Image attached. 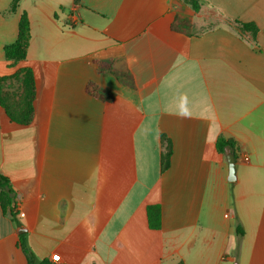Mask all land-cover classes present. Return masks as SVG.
Returning a JSON list of instances; mask_svg holds the SVG:
<instances>
[{"label": "crops", "instance_id": "1", "mask_svg": "<svg viewBox=\"0 0 264 264\" xmlns=\"http://www.w3.org/2000/svg\"><path fill=\"white\" fill-rule=\"evenodd\" d=\"M13 1L0 0V173L19 225L0 204V264H28L20 229L50 264H264V0ZM25 13L28 125L4 51ZM90 81L115 98L90 97Z\"/></svg>", "mask_w": 264, "mask_h": 264}, {"label": "trees", "instance_id": "2", "mask_svg": "<svg viewBox=\"0 0 264 264\" xmlns=\"http://www.w3.org/2000/svg\"><path fill=\"white\" fill-rule=\"evenodd\" d=\"M19 0H14L11 10L14 11L17 8ZM195 8L198 10V6L195 5ZM185 26L184 22H180ZM179 23V24H180ZM246 29L251 30L253 26L245 25ZM31 39V29L30 22L27 14H23L21 17L19 25V35L17 40L10 45H7L4 49L5 57L9 66L11 68H17L15 72V77H23V84L27 92V115L21 123L28 125L32 123L35 117V107L34 102L36 99V89H35V79L32 70L29 67H20L27 60V52L29 48V43ZM94 64L102 69H110L112 61H94ZM86 93L95 100H100L103 102H110L115 98V94L99 85L94 81L88 82L85 88ZM4 104V103H3ZM10 114V112H9ZM11 115V114H10ZM218 152L225 154L227 149H229L234 156L236 157V146L235 143L231 140H226L222 137L218 139L217 142ZM0 204L4 211H9L13 221L19 225L18 222V201L17 193L13 189V186L10 180L0 173ZM147 215L149 226L152 229H159L161 227V209L159 206H149L147 208ZM237 234L239 237L244 235L243 228L241 226L237 227ZM19 248L22 250L26 256L28 264H50L47 260H39L31 251L27 241V235H19Z\"/></svg>", "mask_w": 264, "mask_h": 264}, {"label": "water", "instance_id": "3", "mask_svg": "<svg viewBox=\"0 0 264 264\" xmlns=\"http://www.w3.org/2000/svg\"><path fill=\"white\" fill-rule=\"evenodd\" d=\"M227 161H228V164H229V180L231 182H234L236 180V166H235V157H234V154L232 153H229L227 155ZM25 231L20 229L19 230V233L22 234L24 233Z\"/></svg>", "mask_w": 264, "mask_h": 264}, {"label": "built area", "instance_id": "4", "mask_svg": "<svg viewBox=\"0 0 264 264\" xmlns=\"http://www.w3.org/2000/svg\"><path fill=\"white\" fill-rule=\"evenodd\" d=\"M77 22V19L74 17V16H71L70 18H69V27L70 28H73V25L75 24ZM59 256L58 255H54L53 256V260H55V261H59Z\"/></svg>", "mask_w": 264, "mask_h": 264}, {"label": "rangeland", "instance_id": "5", "mask_svg": "<svg viewBox=\"0 0 264 264\" xmlns=\"http://www.w3.org/2000/svg\"><path fill=\"white\" fill-rule=\"evenodd\" d=\"M178 29H182V28H184V25L183 24H178L177 26H176Z\"/></svg>", "mask_w": 264, "mask_h": 264}]
</instances>
